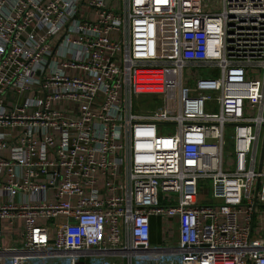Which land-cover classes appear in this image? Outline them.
Here are the masks:
<instances>
[{
  "label": "built area",
  "instance_id": "built-area-1",
  "mask_svg": "<svg viewBox=\"0 0 264 264\" xmlns=\"http://www.w3.org/2000/svg\"><path fill=\"white\" fill-rule=\"evenodd\" d=\"M208 1L0 0V264H264V0Z\"/></svg>",
  "mask_w": 264,
  "mask_h": 264
},
{
  "label": "crops",
  "instance_id": "crops-1",
  "mask_svg": "<svg viewBox=\"0 0 264 264\" xmlns=\"http://www.w3.org/2000/svg\"><path fill=\"white\" fill-rule=\"evenodd\" d=\"M160 221H157L156 219H152V232H151V243L154 245H158L162 241L161 236V224ZM169 223H172L171 220L168 221ZM254 231L258 234H261L264 232V216L262 217H255L254 219Z\"/></svg>",
  "mask_w": 264,
  "mask_h": 264
},
{
  "label": "rangeland",
  "instance_id": "rangeland-1",
  "mask_svg": "<svg viewBox=\"0 0 264 264\" xmlns=\"http://www.w3.org/2000/svg\"><path fill=\"white\" fill-rule=\"evenodd\" d=\"M135 1V0H133ZM205 3H209L208 0H203ZM212 4H214L216 1H210ZM212 11H218V7H213ZM167 41H168V34H164V43L165 45H167ZM201 73V77L202 78H216L218 76V71L214 70L212 72L208 71V70H200ZM257 79L261 78V72L259 70H254L252 73ZM213 112V111H211ZM214 112H216V110H214ZM160 202L161 203H165L164 200L160 197ZM261 210L264 211V207L260 208Z\"/></svg>",
  "mask_w": 264,
  "mask_h": 264
},
{
  "label": "water",
  "instance_id": "water-1",
  "mask_svg": "<svg viewBox=\"0 0 264 264\" xmlns=\"http://www.w3.org/2000/svg\"><path fill=\"white\" fill-rule=\"evenodd\" d=\"M263 154H264V137H263V140H262L261 151H260V161H259V167H258V171L259 172L261 171V166H262V163H263Z\"/></svg>",
  "mask_w": 264,
  "mask_h": 264
}]
</instances>
